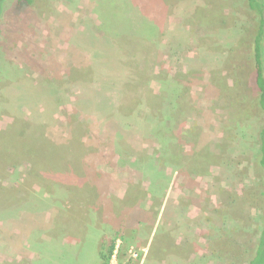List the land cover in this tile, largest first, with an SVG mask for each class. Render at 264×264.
<instances>
[{
    "label": "rangeland",
    "instance_id": "374dc122",
    "mask_svg": "<svg viewBox=\"0 0 264 264\" xmlns=\"http://www.w3.org/2000/svg\"><path fill=\"white\" fill-rule=\"evenodd\" d=\"M1 7L0 264H104L111 246L108 264H248L264 113L247 0Z\"/></svg>",
    "mask_w": 264,
    "mask_h": 264
},
{
    "label": "trees",
    "instance_id": "16d2710c",
    "mask_svg": "<svg viewBox=\"0 0 264 264\" xmlns=\"http://www.w3.org/2000/svg\"><path fill=\"white\" fill-rule=\"evenodd\" d=\"M2 2L0 0V13L2 9ZM248 7L254 11L258 16V23L256 28V34L252 43L253 58L255 63V83L259 91L258 103L264 113V0H247ZM260 146L258 162L263 170V183H264V124L259 133ZM264 186V185H263ZM261 196L264 201V188ZM113 254V246H111L107 256L103 257L104 264H108L110 256ZM248 264H264V224L260 232L259 239L256 244L255 254Z\"/></svg>",
    "mask_w": 264,
    "mask_h": 264
},
{
    "label": "crops",
    "instance_id": "0c3cea01",
    "mask_svg": "<svg viewBox=\"0 0 264 264\" xmlns=\"http://www.w3.org/2000/svg\"><path fill=\"white\" fill-rule=\"evenodd\" d=\"M32 215H33V212L31 213H28V212H26V214H25V217L28 219V218H30L31 219V217H32ZM73 226H76V224L74 225H71L70 224V226H69V224H65V229L63 228L62 229V231H67V230H70V227H72L73 228V232H74V236H73V241L72 240H70V239H68L69 237L68 236H66V237H68V238H66L65 237V235H64V233L62 232L61 233V236H60V238L61 237H63L64 238V242L66 243V244H68V243H73L74 242V238H76V239H79L78 237H80L79 235H80V233H79V231L78 230H75L74 229V227ZM59 228H61V227H59ZM72 230V229H71ZM65 244V246L64 245H61L58 249L60 250V248H66L67 247V245ZM76 244V242H74V244L73 245H75ZM94 250L95 251H97L98 252V255L100 254L99 252L101 251V248L100 247H96V248H94ZM107 256V255H106ZM104 256H102V258H103ZM99 264V263H98Z\"/></svg>",
    "mask_w": 264,
    "mask_h": 264
}]
</instances>
